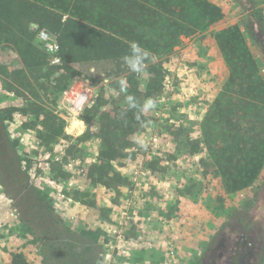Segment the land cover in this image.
I'll use <instances>...</instances> for the list:
<instances>
[{
  "label": "rangeland",
  "instance_id": "obj_1",
  "mask_svg": "<svg viewBox=\"0 0 264 264\" xmlns=\"http://www.w3.org/2000/svg\"><path fill=\"white\" fill-rule=\"evenodd\" d=\"M212 1L225 18L198 36L183 37L166 57L163 86L152 97L158 106L145 113L146 126L133 136L147 147L134 143L127 149L134 155L114 163L111 175L120 178L114 175L112 186L96 180L101 140L80 137L87 130L84 113L74 117L67 96L84 91V109L100 98L104 108H115L123 102L115 79L91 70L58 96L38 88L36 97L17 87L11 91L12 75H0L1 111L30 109L27 100L43 104L63 120L68 135L43 145L42 117L36 120L31 109L6 121L8 133L0 134V264H12L16 252L32 264H205L219 252L220 236L241 219L264 218V170L250 188L226 193L202 142L203 118L229 73L214 34L246 18L251 24L249 15L264 14V0ZM251 27L264 76V27L257 21ZM1 59L9 70L17 67L15 54L3 50ZM78 122L83 130L71 132ZM197 143L198 151H191Z\"/></svg>",
  "mask_w": 264,
  "mask_h": 264
},
{
  "label": "trees",
  "instance_id": "obj_2",
  "mask_svg": "<svg viewBox=\"0 0 264 264\" xmlns=\"http://www.w3.org/2000/svg\"><path fill=\"white\" fill-rule=\"evenodd\" d=\"M225 15L223 7L212 0H0V52L15 54L17 65L9 70L1 59L0 75H12L11 91L19 88V92L40 97L38 88L44 96H58L76 77L93 70L105 79H115L116 85L125 79L128 94L142 102L162 88L165 59L183 37L208 31ZM249 16L251 24L246 18V22L230 23L214 34L229 73L202 121V142L212 159L211 173L221 178L226 193L250 188L264 169V76L251 42L256 31L251 25L257 21L262 29L264 14ZM32 24L56 35L60 63L51 62ZM129 41L139 42L151 54L142 75L131 73L121 61ZM121 94L120 106L104 108L106 100L100 98L83 111L87 130L80 137L86 140L95 134L100 138L96 180L108 186L113 185L115 176L120 178L111 175L114 163H124L134 155L127 149L143 129L133 112L121 116L126 107L125 93ZM25 105L36 120L42 117L44 130L38 138L43 145L68 137L63 120L51 115L43 104L27 100ZM30 109L13 106L0 110V134L8 133L6 121L14 112ZM141 119L146 123V114ZM31 123L28 125L37 127L36 122ZM18 142L15 140L14 146ZM198 147L199 143L191 151L197 152ZM243 226L264 239V218L241 219L235 229ZM12 264L32 263L16 252Z\"/></svg>",
  "mask_w": 264,
  "mask_h": 264
},
{
  "label": "flooded vegetation",
  "instance_id": "obj_3",
  "mask_svg": "<svg viewBox=\"0 0 264 264\" xmlns=\"http://www.w3.org/2000/svg\"><path fill=\"white\" fill-rule=\"evenodd\" d=\"M219 252L205 264H260L263 260L264 239L243 226L229 230L219 239Z\"/></svg>",
  "mask_w": 264,
  "mask_h": 264
},
{
  "label": "clouds",
  "instance_id": "obj_4",
  "mask_svg": "<svg viewBox=\"0 0 264 264\" xmlns=\"http://www.w3.org/2000/svg\"><path fill=\"white\" fill-rule=\"evenodd\" d=\"M151 59V54L139 42L129 41L126 53L121 57L122 63L127 69L136 75H142L146 70V62ZM119 91L125 93L126 107L121 112L124 117L129 111L133 112L137 121H140L141 126L144 127L145 122L141 119L142 115L150 111H154L158 106V101L155 98L147 97L142 102L139 101L134 95L128 94V83L125 79L121 78L117 81ZM150 123V122H148ZM133 142L140 148H146L145 140L140 136H135ZM103 264V262H99Z\"/></svg>",
  "mask_w": 264,
  "mask_h": 264
},
{
  "label": "built area",
  "instance_id": "obj_5",
  "mask_svg": "<svg viewBox=\"0 0 264 264\" xmlns=\"http://www.w3.org/2000/svg\"><path fill=\"white\" fill-rule=\"evenodd\" d=\"M31 28L37 32V38L42 43L46 51L51 55L53 64H58L61 62V57L59 55L60 47L57 41L56 35L50 33L45 29H39L37 24H32ZM88 94L84 91L71 90L67 99L71 106V113L74 117L80 118L84 111V107L87 101Z\"/></svg>",
  "mask_w": 264,
  "mask_h": 264
},
{
  "label": "bare ground",
  "instance_id": "obj_6",
  "mask_svg": "<svg viewBox=\"0 0 264 264\" xmlns=\"http://www.w3.org/2000/svg\"><path fill=\"white\" fill-rule=\"evenodd\" d=\"M70 128L71 132L81 131L84 128V124L82 122H78L73 124Z\"/></svg>",
  "mask_w": 264,
  "mask_h": 264
},
{
  "label": "crops",
  "instance_id": "obj_7",
  "mask_svg": "<svg viewBox=\"0 0 264 264\" xmlns=\"http://www.w3.org/2000/svg\"><path fill=\"white\" fill-rule=\"evenodd\" d=\"M192 89H193V86H192ZM264 170V169H263Z\"/></svg>",
  "mask_w": 264,
  "mask_h": 264
}]
</instances>
